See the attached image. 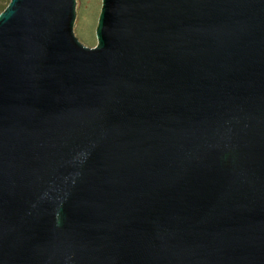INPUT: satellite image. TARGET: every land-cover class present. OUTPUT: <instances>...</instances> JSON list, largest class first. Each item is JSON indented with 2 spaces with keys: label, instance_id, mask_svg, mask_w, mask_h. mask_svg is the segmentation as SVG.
I'll use <instances>...</instances> for the list:
<instances>
[{
  "label": "water",
  "instance_id": "1",
  "mask_svg": "<svg viewBox=\"0 0 264 264\" xmlns=\"http://www.w3.org/2000/svg\"><path fill=\"white\" fill-rule=\"evenodd\" d=\"M0 13V264H264V0Z\"/></svg>",
  "mask_w": 264,
  "mask_h": 264
},
{
  "label": "rangeland",
  "instance_id": "2",
  "mask_svg": "<svg viewBox=\"0 0 264 264\" xmlns=\"http://www.w3.org/2000/svg\"><path fill=\"white\" fill-rule=\"evenodd\" d=\"M77 3L73 34L82 46L94 48L98 45L96 28L101 13L102 0H77Z\"/></svg>",
  "mask_w": 264,
  "mask_h": 264
},
{
  "label": "trees",
  "instance_id": "3",
  "mask_svg": "<svg viewBox=\"0 0 264 264\" xmlns=\"http://www.w3.org/2000/svg\"><path fill=\"white\" fill-rule=\"evenodd\" d=\"M10 0H0V13L5 10Z\"/></svg>",
  "mask_w": 264,
  "mask_h": 264
}]
</instances>
